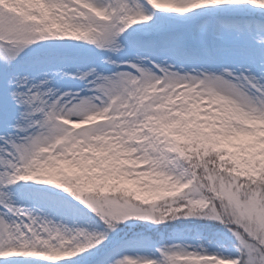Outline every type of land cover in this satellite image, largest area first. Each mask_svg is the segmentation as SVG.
I'll return each instance as SVG.
<instances>
[{
    "label": "snow or ice",
    "instance_id": "1",
    "mask_svg": "<svg viewBox=\"0 0 264 264\" xmlns=\"http://www.w3.org/2000/svg\"><path fill=\"white\" fill-rule=\"evenodd\" d=\"M0 264H264V0H0Z\"/></svg>",
    "mask_w": 264,
    "mask_h": 264
}]
</instances>
